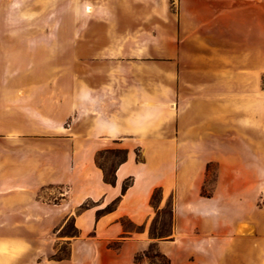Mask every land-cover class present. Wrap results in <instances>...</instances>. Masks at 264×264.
<instances>
[{
	"label": "crops",
	"instance_id": "1",
	"mask_svg": "<svg viewBox=\"0 0 264 264\" xmlns=\"http://www.w3.org/2000/svg\"><path fill=\"white\" fill-rule=\"evenodd\" d=\"M0 51L55 58L0 93V264H133L152 241L169 264H264V0H0ZM158 187L173 225L152 239Z\"/></svg>",
	"mask_w": 264,
	"mask_h": 264
},
{
	"label": "rangeland",
	"instance_id": "2",
	"mask_svg": "<svg viewBox=\"0 0 264 264\" xmlns=\"http://www.w3.org/2000/svg\"><path fill=\"white\" fill-rule=\"evenodd\" d=\"M53 53H34V52H7L0 51V93L2 95L5 94L6 91H10V81L11 77H14L19 81V92L27 90L28 77L32 75L34 69L32 67L25 66L28 61L35 59H55ZM59 59V57H57ZM154 59V58H150ZM14 60L19 63V66L11 67L10 61ZM57 70V69H56ZM41 75V74H40ZM51 75V74H50ZM42 76V75H41ZM9 110L7 108H0V114H6ZM9 130V129H8ZM5 146V144H4ZM117 148H110L109 150L102 151L97 156L98 165L102 166L106 172L115 168L117 163L120 160L121 153ZM208 174L204 181L201 194L204 196L211 195L215 188L217 187V176H218V165L216 163H210L208 165ZM38 198L46 200L47 194L44 191L39 193ZM173 199V197H171ZM169 201V200H168ZM167 201V202H168ZM166 203L162 205V207L166 206ZM154 224V222H151ZM166 224V225H165ZM150 225V227H151ZM158 229L164 227V230H170V225L168 221L167 215L160 213L158 216L157 222L154 224ZM58 230V229H57ZM75 233V228L72 220H68L61 230L55 231L53 237H55V243L53 244L54 250H50V256L53 260H58V258H65L68 255L69 248L68 244L65 243V239L72 237ZM162 237V238H166ZM150 261L146 258H142L138 264L142 262V260ZM156 263H159V259H154Z\"/></svg>",
	"mask_w": 264,
	"mask_h": 264
},
{
	"label": "trees",
	"instance_id": "3",
	"mask_svg": "<svg viewBox=\"0 0 264 264\" xmlns=\"http://www.w3.org/2000/svg\"><path fill=\"white\" fill-rule=\"evenodd\" d=\"M118 151L121 153V157H120L119 162L115 166V168L108 171V172H106L104 170V179L106 182H108L110 184L115 183V169H116V167L118 166V164L125 161L126 157H127V153L125 150L119 149ZM130 184H131V181H129V180L123 184V188H122L123 193H125V191L130 186ZM120 198H121V196L118 197L116 200H114L111 204L107 205L104 209L98 210L97 214L101 215L104 212H110V211L114 210L116 208L118 202L120 201ZM161 201H162V189L160 187H158L153 191L152 196H151V204L154 208H156V215L153 218L152 222H154V224H155L158 220L159 214L164 212V214L167 215V217H168L170 230L166 231V230H164V227H161L158 229L152 223V225L149 229V234H150V237L152 239H158V238H162L165 236H170L172 233L173 212H174L173 211V199L170 198L165 207H160ZM81 207L86 208L87 205L84 204ZM122 222L124 225H126V227L132 228L133 230L140 231L143 229L142 226H136L135 224H133L128 219H122ZM76 234H77V229L75 228L74 235H76ZM68 256H69V252H68L67 257H65V258H68ZM65 258H58V260H62ZM142 258L148 259L150 261V264H169V262H170L169 258L160 252V250L158 249L156 241H152L151 244L149 245L148 249L145 250L144 252L136 254L134 257V263L133 264H138ZM154 259H159L160 262L156 263V261Z\"/></svg>",
	"mask_w": 264,
	"mask_h": 264
},
{
	"label": "bare ground",
	"instance_id": "4",
	"mask_svg": "<svg viewBox=\"0 0 264 264\" xmlns=\"http://www.w3.org/2000/svg\"><path fill=\"white\" fill-rule=\"evenodd\" d=\"M88 10H89V9H88ZM172 104H173V103H172ZM173 105H174V104H173ZM173 105H172V107H174ZM169 106H170V105H169Z\"/></svg>",
	"mask_w": 264,
	"mask_h": 264
}]
</instances>
